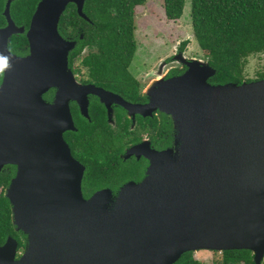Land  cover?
Here are the masks:
<instances>
[{
    "label": "water",
    "instance_id": "95a60500",
    "mask_svg": "<svg viewBox=\"0 0 264 264\" xmlns=\"http://www.w3.org/2000/svg\"><path fill=\"white\" fill-rule=\"evenodd\" d=\"M86 0H40L28 29L11 15L0 27V53L10 67L0 83V168L15 164L7 196L12 221L26 235L0 245V264H174L188 251L248 249L264 259V78L211 83L208 60L173 59L181 74L159 77L146 89L149 103L127 107L170 115L174 147L151 150L146 176L113 195L86 198L84 166L64 137L76 130L70 102L89 116L88 93L69 65L77 41L59 31L70 3L84 13ZM25 33L29 52L11 51L14 34ZM55 89L52 102L44 98ZM132 151V150H131Z\"/></svg>",
    "mask_w": 264,
    "mask_h": 264
},
{
    "label": "trees",
    "instance_id": "16d2710c",
    "mask_svg": "<svg viewBox=\"0 0 264 264\" xmlns=\"http://www.w3.org/2000/svg\"><path fill=\"white\" fill-rule=\"evenodd\" d=\"M8 0H0V27L7 19L4 9ZM40 0H11V15L18 26L28 29L31 17ZM148 0H86L84 13L79 15L74 3H70L61 16L60 33L76 40L69 54V65L73 67L87 46L89 51L82 56L81 64L96 82L115 90H138L139 80L130 71L137 50L136 9ZM187 0H162L165 15L169 20L180 19ZM190 18L200 48L209 64L217 72L209 81L227 83L252 81L246 78L245 66L250 56L264 53V0H190ZM182 42V46L188 44ZM9 47L17 54L29 52L25 33L14 34ZM171 72L169 76L175 75ZM264 78V72L257 79ZM79 130L69 132L74 139L87 142L90 147L96 141H110L114 134L102 128V113L92 111L93 122L83 119L78 110H73ZM75 118V119H76ZM96 127V129H95ZM101 128L98 130V128ZM121 131L116 132L120 134ZM9 212L0 218V242L3 231L20 236L9 227ZM174 264H206L195 256L194 251L184 253ZM212 264H255L254 254L248 249L225 250L213 258ZM264 264V259L262 261Z\"/></svg>",
    "mask_w": 264,
    "mask_h": 264
},
{
    "label": "flooded vegetation",
    "instance_id": "af4514ba",
    "mask_svg": "<svg viewBox=\"0 0 264 264\" xmlns=\"http://www.w3.org/2000/svg\"><path fill=\"white\" fill-rule=\"evenodd\" d=\"M185 48L186 46H181L179 52H184ZM84 51L88 53L89 48L86 46L82 53ZM77 60L78 58H75V63L71 67L76 79L83 85L93 84L109 92L104 93L103 96L95 93L87 94L89 116L82 114L80 104L76 100H72L70 108L77 129L65 131L64 137L73 156L84 166L82 179L84 196L88 198L103 189H108L113 195H117L119 190L128 182H140L146 176L151 164L146 153L151 150L163 151L174 147V123L170 115L159 109L153 110L151 114H144L126 106V104L144 105L149 103L150 98L146 91L147 81L139 80L137 91L115 90L111 86L93 80L88 75L86 68L85 73L82 64H76ZM180 64V66L171 67L166 77H170L171 72L183 73L187 66L181 62ZM2 77L3 74L0 75V83ZM54 97V88L44 94V98L48 102H52ZM95 109L102 113L101 127L112 131L114 134L110 135L113 137L110 141H96L94 146L90 147L87 142L74 139L73 136L69 135V132L79 130L73 110H78L80 116L91 123L93 122L92 111ZM100 129L98 128V130ZM118 131L121 133L116 134ZM16 174L17 166L15 164L6 163L0 168V218L7 211L9 212L11 219L9 229L12 228L20 236V240L13 231H3L5 233L2 234L4 240L0 242V245L4 244L9 236H13L19 241L17 257H20L25 249L26 235L17 230L13 224L11 203L7 196L8 188Z\"/></svg>",
    "mask_w": 264,
    "mask_h": 264
},
{
    "label": "rangeland",
    "instance_id": "374dc122",
    "mask_svg": "<svg viewBox=\"0 0 264 264\" xmlns=\"http://www.w3.org/2000/svg\"><path fill=\"white\" fill-rule=\"evenodd\" d=\"M190 6V0H187L184 13L177 20H169L166 17L162 0H148L146 4L137 7L135 16L137 50L130 71L138 80L147 81L148 87L159 77L166 76L171 67L181 65L178 60L171 57L179 53L184 40L189 41L184 51L186 58L207 60L194 35ZM86 54L87 51H84L76 64H81L82 56ZM82 68L86 73V69ZM262 72L264 53L250 56L245 66V77L257 79ZM194 253L206 264H212L213 258L220 256L222 252L198 250Z\"/></svg>",
    "mask_w": 264,
    "mask_h": 264
},
{
    "label": "clouds",
    "instance_id": "9594fccd",
    "mask_svg": "<svg viewBox=\"0 0 264 264\" xmlns=\"http://www.w3.org/2000/svg\"><path fill=\"white\" fill-rule=\"evenodd\" d=\"M9 67V58L0 53V75H2Z\"/></svg>",
    "mask_w": 264,
    "mask_h": 264
}]
</instances>
